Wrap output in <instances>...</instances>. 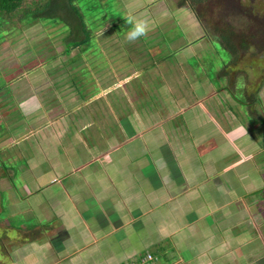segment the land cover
<instances>
[{"label": "crops", "instance_id": "1", "mask_svg": "<svg viewBox=\"0 0 264 264\" xmlns=\"http://www.w3.org/2000/svg\"><path fill=\"white\" fill-rule=\"evenodd\" d=\"M152 65L139 68L138 77L153 71ZM193 73L159 75L158 84L149 88L137 83V98L115 94V103L102 98L98 78L97 91H86L85 84L79 88L75 70L67 81L62 75L48 76L56 82L50 102L43 93H23L17 99L20 119L7 125L15 128L7 145L24 139L22 148L29 146L34 153L26 170L5 174L15 198L10 206L19 214L23 202L34 198L31 204L53 210L46 213L48 224L36 232L19 230L26 234L23 240L13 239L22 243L8 251L9 262L0 264H212L210 255L224 259L223 264H243L236 253L240 241L250 243L242 236L247 232L233 235L231 209L219 218L218 213L234 202L239 209L235 215L243 213L251 224L252 218L259 221L247 200L240 204L244 199L238 194L259 189L249 163L255 156L248 153L256 147L238 148L246 128L218 111L221 91L206 100L213 87ZM139 98L141 107L128 109ZM37 108L41 115L27 122ZM222 116L224 128L218 121ZM235 154L240 157L232 158ZM21 175L25 197L20 199L10 182L15 185ZM204 213L212 219L203 225ZM199 240L203 249L191 246ZM167 248L176 258L169 263ZM252 252L243 255L248 263ZM148 254L153 257L145 260Z\"/></svg>", "mask_w": 264, "mask_h": 264}, {"label": "rangeland", "instance_id": "2", "mask_svg": "<svg viewBox=\"0 0 264 264\" xmlns=\"http://www.w3.org/2000/svg\"><path fill=\"white\" fill-rule=\"evenodd\" d=\"M178 2L179 0H105L99 3L94 0H79L84 19L93 34L86 47H73L69 52L65 50L64 39L66 38L68 43H73L70 41L72 37L68 36L69 27L61 21L42 19V21H27L21 26L17 23L13 26H0V42L2 41L0 86H3L0 88V176H2L0 178H6V172L2 170L5 165L8 172L11 170L14 174H19L29 166L27 161L34 151L30 150L29 146L22 148L23 145L20 143L24 139H19L17 142L19 144L16 146L15 142H12L14 147L11 144L7 145L9 143L7 140L15 129L7 125L17 123L20 119V113L17 111L20 102L17 99H20L23 93H33L36 96H42L43 93L47 95L45 98L51 101L54 97L56 82L50 81L48 76L51 79L52 76L59 79L58 77L62 75L67 81L75 70L73 78L79 82V88L85 84L86 91L93 92L99 89L96 82L98 78L100 92L104 91L102 98L115 103L114 98H117L114 97L115 94L126 92L128 98H137V83L140 87L143 84V87L149 88L158 84L159 75H168L171 72L186 73L192 70L193 78L198 77L204 80V86L208 83L207 88L213 87L206 93V100L210 99L213 92H216L215 95L218 96L221 91L219 96L221 106L218 111L224 116L228 115L234 123L241 122L246 128V134H242L236 142L238 148L250 144L251 148L256 147L254 153L251 150L248 153L252 152L255 156L253 162L249 163L251 169L255 168L252 178L256 183L258 182L255 184L260 190L245 189L236 193L244 199L243 203L240 201L237 203L244 204L247 200L253 217L259 218L261 223L258 219L253 221V218V224L248 223L249 221H246L248 216L241 217L243 213L235 215L239 209L234 202L231 207L219 212L218 218L231 209L233 219L230 222L235 226L233 235L242 230L247 232L242 236H246L248 239L244 240H249L250 243L247 244V241L243 240L239 242L240 250L236 253L238 263L264 264V0H210L208 4H205L202 12L205 15L206 10L209 9L215 20L221 24L232 22L236 27L235 34L238 41H251L249 50L244 54L245 61L239 63V67L249 76H247L248 80L245 79L244 74H237L239 71L237 65H232L228 50L216 39L214 30L206 24L205 19L198 18V10L202 8L187 7ZM186 4L189 3L186 2ZM129 13L146 18L151 24V29L145 37L132 42L125 39L130 25L127 24V27L121 25L122 21L126 22L124 17ZM104 28L105 31L101 35L100 30ZM55 58L59 61L57 62ZM147 62L148 65L153 63L151 66L153 71L150 70L143 77H138L142 73L141 70L144 71L146 68ZM107 63L109 66H106ZM60 65L65 66L66 69L60 70ZM99 71L101 74H97ZM154 76H158L155 77V81L150 80ZM234 77H237V80L234 81L233 88L229 82L231 80L233 85ZM143 78L146 80L143 81ZM46 79H49V83ZM39 85L43 87L38 89ZM246 87L252 91L256 88L253 92L256 96L250 98L249 102L259 97L262 101L258 100L256 104L243 101V99L248 100L250 96L249 94L245 97L243 93ZM191 89L190 86L189 91ZM145 98L150 99L149 96ZM42 99L44 98L41 97V103H43ZM191 101L192 98L189 95V102ZM142 102V98H139L138 102L127 104L128 109L133 106L139 107ZM38 111V108L32 111V117H28L27 122L39 117L41 114ZM35 121L34 124H36ZM218 121L224 128L223 116ZM66 157L68 156L60 155V158ZM235 157L237 159L240 156L232 155V158ZM64 163L68 162L64 159ZM23 180L24 175H21L17 178V183L14 181L15 185L10 182L14 195L20 199L25 197L24 191L21 190ZM236 182L238 187L241 183L238 180ZM8 184V177L6 184L2 186L0 184V223L5 226L3 230H0V263L9 262L8 251L16 247L17 243H22L13 239L23 240L26 234L22 235L19 230L26 228L36 232L42 225L48 224L46 213L53 210L50 206L37 207L36 203L31 204L33 198L23 202L25 206L23 211L20 209L19 214H14L13 206L10 205L15 198L12 199L10 188H7ZM46 202L49 204V201ZM211 217L212 215L207 216L204 213L200 224L209 222ZM11 226L15 229H11ZM258 228H260L259 231ZM195 243L200 245L201 249L204 248V241L190 242L191 246ZM167 249L169 253L170 249ZM252 249V262L248 263L243 255H247ZM151 250L156 251L154 248ZM173 255V251L168 254L167 263L176 260L175 257L172 258ZM208 258L209 256H204L203 260ZM210 258L214 260L212 264H223L224 259H215L211 255Z\"/></svg>", "mask_w": 264, "mask_h": 264}, {"label": "trees", "instance_id": "3", "mask_svg": "<svg viewBox=\"0 0 264 264\" xmlns=\"http://www.w3.org/2000/svg\"><path fill=\"white\" fill-rule=\"evenodd\" d=\"M94 1L101 3L105 0ZM184 1L185 0H179V4L181 5ZM205 1L209 0H191L192 4L196 7ZM78 2L79 0H0V26H13L15 23L21 26L27 21H42V19H53L57 22L61 21L69 27L68 36L70 35V38L72 37L70 41H73V43H68V41L66 42V38L64 39L65 41L63 40L65 50L69 52L71 48H76L78 46L84 48L88 44L93 31L88 27L89 25L84 19L82 6L79 5ZM96 7L99 8L98 6ZM121 25L127 27V23L124 21L121 22ZM220 25L222 26L224 24L222 23ZM221 26H218L216 30L218 32L219 29L223 39L225 38L228 40V30L233 25L232 23H228V25ZM1 43L2 41L0 44ZM2 87L3 86H0V88ZM4 167L6 170L8 169L6 165Z\"/></svg>", "mask_w": 264, "mask_h": 264}, {"label": "flooded vegetation", "instance_id": "4", "mask_svg": "<svg viewBox=\"0 0 264 264\" xmlns=\"http://www.w3.org/2000/svg\"><path fill=\"white\" fill-rule=\"evenodd\" d=\"M187 3H189V4H186V2ZM184 2L185 3H182L181 5H183L184 6V4H185V6H187V7H194V8H196V6H194L193 4H192V2H191V0H185ZM210 2V0L209 1H205V2H203L201 5H199V7H201L202 9L201 10H198L199 11V15H198V18L200 19V18H203V19H205V22H206V24L210 27V28H212L213 30H214V33H215V36L217 37L216 39L219 41V42H221V44L223 45V46H225V48L228 50V53H229V55H230V57H231V59H230V61H231V63H232V65H237V69L239 70L238 72H237V74H244V76H245V79H249L248 77V75L245 73V71L242 69V68H240L239 66V63L240 62H243V61H245V58H244V54H245V52H247L248 50H249V48H250V44H251V41L250 42H245V41H238V37H237V35L235 34V32H236V27L235 26H232V27H230V29L228 30V35L227 36H229V39L228 40H226L225 38L223 39V37H222V33H220V31H219V29H218V32H217V30H216V28L218 27V26H221L220 24H216V23H219V22H217L216 20H215V18H214V16H213V14L212 13H210V10L209 9H207V7H206V13H205V15H200V14H202V12H203V10H204V7H205V4H208ZM179 3V2H178ZM197 9V8H196ZM212 21H214V23H211ZM216 22V23H215ZM230 23H232V22H230ZM218 25V26H217ZM225 25H228V24H224V25H222V26H225ZM233 25V24H232ZM221 26V27H222ZM248 76V77H247ZM237 80V77H234L233 78V85H232V82H231V80H230V82H229V85L231 86V87H235V84H234V81H236ZM256 88H254L253 90L254 91H252V90H250V88H248V87H246V89L245 90H243V93L245 94V97L248 95L249 96V94H250V96H249V98H248V100H246V99H243V101H247V102H249V99L250 98H253V96H256V95H254L253 94V92H255L256 90H255ZM242 90V89H241ZM261 90V89H260ZM260 90H259V95L261 94L260 93ZM261 96V95H260ZM258 100H260V101H262L261 100V97H259V99H252V102H249V103H253V104H256L257 102H258ZM3 171H5V172H7V170H6V168L5 169H2ZM0 177H2V176H0ZM3 179H4V177H3ZM2 178H0V184H1V186L3 185V184H6V181H5V179L3 180ZM3 183V184H2Z\"/></svg>", "mask_w": 264, "mask_h": 264}, {"label": "clouds", "instance_id": "5", "mask_svg": "<svg viewBox=\"0 0 264 264\" xmlns=\"http://www.w3.org/2000/svg\"><path fill=\"white\" fill-rule=\"evenodd\" d=\"M124 19L126 23L130 25L125 35V39L128 42L136 41L145 37L151 29L150 21L146 18L138 17L135 14L129 13ZM104 31L105 28L101 29L100 34L103 35Z\"/></svg>", "mask_w": 264, "mask_h": 264}, {"label": "built area", "instance_id": "6", "mask_svg": "<svg viewBox=\"0 0 264 264\" xmlns=\"http://www.w3.org/2000/svg\"><path fill=\"white\" fill-rule=\"evenodd\" d=\"M152 258V255L151 254H148L146 257H145V260L146 259H151ZM131 264H136L135 262L131 263Z\"/></svg>", "mask_w": 264, "mask_h": 264}]
</instances>
